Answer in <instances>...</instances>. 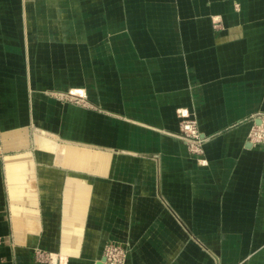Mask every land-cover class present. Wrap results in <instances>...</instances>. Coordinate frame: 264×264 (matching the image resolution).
<instances>
[{
  "label": "crops",
  "instance_id": "crops-1",
  "mask_svg": "<svg viewBox=\"0 0 264 264\" xmlns=\"http://www.w3.org/2000/svg\"><path fill=\"white\" fill-rule=\"evenodd\" d=\"M260 114L264 0H0V264H264Z\"/></svg>",
  "mask_w": 264,
  "mask_h": 264
},
{
  "label": "built area",
  "instance_id": "built-area-1",
  "mask_svg": "<svg viewBox=\"0 0 264 264\" xmlns=\"http://www.w3.org/2000/svg\"><path fill=\"white\" fill-rule=\"evenodd\" d=\"M60 98L74 103L81 101L68 95ZM255 119H258V124L254 122ZM251 120L253 124L247 135V141L251 144H264V114L257 115ZM178 137L186 144L189 153L193 155H201L203 153L205 139L201 137L195 121L186 120L182 122ZM103 257L105 258L103 264H126L127 252L122 247L109 242L104 246Z\"/></svg>",
  "mask_w": 264,
  "mask_h": 264
},
{
  "label": "rangeland",
  "instance_id": "rangeland-1",
  "mask_svg": "<svg viewBox=\"0 0 264 264\" xmlns=\"http://www.w3.org/2000/svg\"><path fill=\"white\" fill-rule=\"evenodd\" d=\"M60 95H61V97H63L64 95L71 96V94H70V93H61ZM78 99H81V97H80V98L78 97ZM67 102H68V101H67Z\"/></svg>",
  "mask_w": 264,
  "mask_h": 264
},
{
  "label": "water",
  "instance_id": "water-1",
  "mask_svg": "<svg viewBox=\"0 0 264 264\" xmlns=\"http://www.w3.org/2000/svg\"><path fill=\"white\" fill-rule=\"evenodd\" d=\"M104 261H105V258H104V257H102V259L100 260V262H99L98 264H103V263H104Z\"/></svg>",
  "mask_w": 264,
  "mask_h": 264
}]
</instances>
